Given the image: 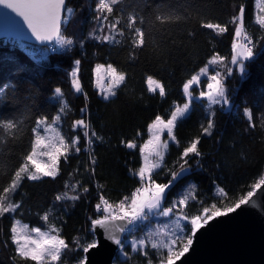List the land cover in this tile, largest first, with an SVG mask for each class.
Returning a JSON list of instances; mask_svg holds the SVG:
<instances>
[{
  "label": "trees",
  "instance_id": "obj_1",
  "mask_svg": "<svg viewBox=\"0 0 264 264\" xmlns=\"http://www.w3.org/2000/svg\"><path fill=\"white\" fill-rule=\"evenodd\" d=\"M256 5L257 0H119L108 13L100 8V0H68L60 39L72 40L71 45L52 51L51 45L0 40V206L13 207L0 213V264H37L16 251L11 232L16 221L56 229L65 241L63 264H81L83 248L95 241L91 221L105 214L96 206L104 201L108 207L130 203L143 187L141 149L149 126L157 117L168 120L174 108L185 104L183 85L215 57L213 69L230 108L216 104L209 114L205 100L196 102L177 124L176 143L151 180L169 184L165 212L191 194L186 206L176 211L187 219L205 209L212 214L234 207L254 191L264 176V26L257 22ZM240 15L256 53L245 61L243 76L231 63ZM208 23L224 30L209 29L204 26ZM110 27L116 35L106 41ZM136 27L145 33L143 45L133 43ZM109 63L125 81L106 100L95 87L94 70ZM149 77L162 83L163 96L149 91ZM57 87L60 102L54 100ZM40 119L57 120L67 153L54 178L18 179L15 173L34 149ZM81 119L84 123L77 124ZM209 123L211 135L205 132ZM70 138L75 143L69 144ZM195 140L199 155L183 156ZM128 143L136 147L129 149ZM158 216L161 221L167 218L159 209L125 235L115 264H167L168 249L142 253L134 251L130 241L142 237ZM186 225L190 223L182 225L183 233ZM186 239L177 238L172 250H180Z\"/></svg>",
  "mask_w": 264,
  "mask_h": 264
},
{
  "label": "snow or ice",
  "instance_id": "obj_2",
  "mask_svg": "<svg viewBox=\"0 0 264 264\" xmlns=\"http://www.w3.org/2000/svg\"><path fill=\"white\" fill-rule=\"evenodd\" d=\"M111 4H116L117 0H110ZM65 6V0H17V3L13 6L15 13L22 18V21L27 24L28 29L31 30L32 34L34 35L35 39L41 42L45 41H52L53 39L57 38L60 33L61 27V10ZM101 9H105L108 13L113 11L112 7L107 2H101L100 4ZM243 12V10H241ZM135 21H133L134 23ZM205 27L212 29L217 28L220 31V26L213 25L212 23H208L204 25ZM144 31L141 30L140 27H136L134 29V36L136 37L133 40V43H138L140 45L144 44ZM239 35V32L236 33ZM139 38V40H138ZM61 44L67 43L69 45L72 44V40L67 41H60ZM254 58V52L252 48H247L244 53L238 54V56L232 57L231 63L233 65H238L239 74L241 76L245 73V61H250ZM215 60H212V63L215 64ZM74 64L78 66L80 64L79 60L74 61ZM103 65L96 66V73L99 76ZM105 71V75L109 78L110 84L107 86L108 93L111 96H115L116 92L113 89H118L121 84L125 81V76L117 71L116 67H113L111 63L108 64V67ZM229 76L232 74V70L229 69L228 73ZM72 75L75 76L76 72L73 71ZM219 73L217 72L215 75L211 76V83L207 84V88L209 91L207 93L201 91L199 92V97H203L207 95L208 101L211 104H222L228 105L229 97L225 93L224 89L220 86V81L217 79ZM199 77L193 75L186 84L183 85V91L185 93L189 92L190 86H192L195 82L199 81ZM148 85L150 86L152 91H156L159 88L160 95H164V88L158 84L157 81L153 80L151 77L147 80ZM76 91L80 92V86L76 84ZM56 93L60 92V88L57 87L55 89ZM197 97V98H199ZM107 99V96L105 97ZM189 111V105L187 103L184 104L183 109H177V114L181 117L184 116L185 113ZM246 115L249 119H251L248 110L245 109ZM177 114H173L171 119L167 121L165 124L159 117L156 118L155 122L151 124L150 130H156V134L154 135L153 139H149L146 144H144V149H149V146H152L153 151L159 147L158 141L160 139L159 132L161 127L167 128L169 134L172 132V128L174 126V122L177 121ZM39 123V120H37ZM77 124H83L84 121L77 120ZM11 127V124L8 125ZM212 125L209 123L205 132L208 135H211V132H208ZM175 140V137H172ZM75 141L73 139H69V144H73ZM35 144L37 147H45L49 148V151L45 152L44 155L48 156L50 163L44 164L41 163L39 160L36 159L37 151L33 150L30 155L27 156V161L31 162V164L35 168V173L29 175V179L35 181L38 180L40 177L36 173L42 174L44 177H55L57 174V165L59 163L60 157L65 155L62 153L60 147H50L49 145L43 144L42 140L37 137L35 140ZM60 144L63 145V139L60 140ZM199 144V140H195L191 143L190 147H187L183 151V156L187 157L190 153L199 155L197 152V146ZM65 148L68 145H64ZM127 147L129 149L135 148L136 145L133 143H128ZM167 147V145H164ZM80 149L77 148L76 151L78 152ZM159 155V153H156ZM66 160V157H65ZM27 164L24 167H21L18 172L15 173L16 177L19 179L21 173L26 172ZM190 171V170H185ZM139 175L141 179H143L145 175V169L141 168ZM17 187L16 181L12 182V188L15 189ZM169 188V184L167 183H156L153 186H149L147 188L140 189L138 188L136 192L132 195L131 199V206L126 207L124 203H121L118 206V213L113 214L112 212H108L107 215H104L103 218H96L91 221L93 226H99V228L105 231H112L118 230L123 231V225L118 226L117 221H126L128 225H132L134 222L139 221L147 217V213L145 209L151 212L153 209H160V211L164 212V215L167 216L168 212L173 211L171 207H168L167 212L164 211V208L161 207V200L165 199L166 189ZM4 191H8V189H4ZM248 197H252L253 193L248 192ZM247 199H241L238 203L235 204L234 207H229L224 211H220L217 209L215 212L212 213V217L214 216H221L227 213L234 212L236 209L240 208L241 205L247 204ZM107 204V201H105ZM97 210L104 212L107 209H100V205H97ZM111 207V205H109ZM13 210L12 205L8 206H0V213L5 211ZM207 212V209L204 210ZM212 217H205L203 220L200 216H196L195 218L191 219L190 225H186V232L181 233L180 237L183 239L185 236L187 237L186 243L183 244L182 248L178 251H173L171 247L168 249L167 255V264H176V261L183 257L185 253L189 251L190 246L193 244V238L198 229H200L209 219ZM35 232L41 237L40 239H33L29 236H25L19 234L17 232V228L12 227L11 232L14 234L12 236V242L16 245V251L21 258L29 259L31 261L37 262V264H45V258L50 256L53 261L58 260L60 258L59 248L61 246H65V241L63 239H57L55 236H48L46 233L40 231V227H35ZM92 235L95 236L96 233L93 230ZM106 239L108 237H105ZM115 241L117 246L121 245L122 241L117 239L116 237H111ZM96 247L95 241L89 244L87 247L83 248V252H88L89 248ZM130 247V246H129ZM155 248V245L152 246Z\"/></svg>",
  "mask_w": 264,
  "mask_h": 264
},
{
  "label": "rangeland",
  "instance_id": "obj_3",
  "mask_svg": "<svg viewBox=\"0 0 264 264\" xmlns=\"http://www.w3.org/2000/svg\"><path fill=\"white\" fill-rule=\"evenodd\" d=\"M118 1L119 0H117V2ZM101 2H102V0H100V4H101ZM103 2L109 3L111 7L114 5V4H111L110 0H103ZM256 8H257V22L260 25L264 26V2H263V0H257ZM102 10L105 11V9H102ZM237 21H239V23L237 25L236 33L239 32V35L238 36L236 35L235 41L233 43V54H234V56H238V54L244 53L249 45L251 46L252 50L254 49V45H253L252 41L247 39V37L244 33L243 24H242V15H240L238 17ZM102 27H103V24H102ZM110 29H111V33L106 37V41L114 40V37L116 35V31H115L114 27H110ZM61 40L64 41V39H59L56 42V44L62 49L64 47V44H61V42H60ZM54 45L55 44H53V46ZM253 52H254V56H255L256 53L254 50H253ZM213 59L216 61L217 57H215ZM213 59H211V61L205 66V68H203L198 74H196V76H198L200 78L199 81L195 82L192 86H190L189 92L185 93V96H186V102L185 103H187L189 105V111L187 113H185L183 117H181L179 114H177V109H183L184 105L178 106V107L173 109L168 120L171 119V116L173 114H177V121L174 122V126L172 128L171 134H169L167 128L161 127L160 132H159L160 139L158 141L159 147L156 148L155 151H153L152 146H149V149H147V150H145L143 147L144 144H146L149 139H153L154 135L156 134V130H150L151 125L149 126V129H148L149 138L143 144L142 149H141V157H142V167L141 168L145 169V175H144L143 179H141L143 181V187L140 189L147 188L149 186L154 187V185L156 184V182H152L151 177H152L153 173L156 172L158 169H160L162 167V165L164 164L165 157H166V154H167L170 146L176 143V137H175L176 126L181 120H183L184 118H186L188 116V114L192 111L194 104L196 102H201V101L205 100L207 102V106H206L207 113L212 114L213 107L216 104H211L208 101L207 95H205L203 97H199V92L203 91V92L207 93L209 91V89L207 88V84L212 82L211 76L216 74V72L213 69V63H212ZM107 67H108V65H103V68L101 69L99 76L96 73V67H95L94 80H95V87L99 90V92L101 93L103 98H105L107 96L106 100H109V99L113 98L114 96H111L107 90V86L110 84V80L105 75V71H104L107 69ZM237 67H238V65H237ZM151 78L153 80L157 81L158 84H160L163 87V85L160 81H158L157 79H155L153 77H151ZM217 79L220 81V86L224 89V91L226 93V89H225L224 85H222L219 76H217ZM77 83H78L77 80H75V82H74L75 89H76ZM147 85H148V83H147ZM148 88H149V91L151 93H159L160 94L159 88H157L156 91H152L149 85H148ZM113 90L116 92L118 89H113ZM197 97H199V98H197ZM54 100L58 101V102L61 101V91L59 93L55 94ZM63 103L64 102L62 101V104ZM224 106L226 109H229L230 103H228V105H224ZM161 120L165 124L168 121V120H163V119H161ZM37 137H39L42 140L43 144L49 145L50 147H60L62 153H64V154L67 153V148L64 147V145H66V141L62 135V132L60 131L57 120L49 121L47 119H40L39 123H38L37 132H36V138ZM172 137H175V140H173ZM61 139H63V145L60 144ZM164 145H167V147H164ZM132 149H134V148H132ZM33 150L37 151V157H36L37 160H39L41 163H44V164L50 163L48 156L44 155L45 152L49 151V148L37 147L36 144L34 143V149ZM157 152L159 153V155L156 154ZM26 164H27V170H26V172L21 173V176H20L21 178H23L25 176L29 177L30 174L35 173V168L31 164V162L27 161ZM57 172H58V165H57ZM36 174L39 177H44L40 173H36ZM139 177H140V175H139ZM191 198H192L191 194L189 192H187L178 201H176L175 203L173 202L172 204L169 205V207H171L173 209V211L168 212L167 218H165L164 221L159 220L160 216H158L156 218V223L153 224L152 227L146 229L142 237H140L139 239L134 238V237L130 238L131 245H132V248L134 249V251L144 253V252H146V249L153 248L152 247L153 245H155L156 249H160V250L169 249V247H171V249H172V247L173 248L175 247L176 239L180 237L181 233H183L181 228H182V225L184 223H186V222L190 223L191 219L195 218L196 216H200L202 220L205 217H212V214H210L209 210H207V212H205L203 210L200 214L192 217L191 219H187L182 214H178L176 211H181L182 208H184V206H186L188 201L191 200ZM163 201H164V199L161 200V207L163 206ZM125 206L130 208L131 202L126 203ZM156 211H159V209H153L151 212H149L147 209H145V212L147 213V217L149 214H153ZM108 212H112L113 214H117L118 213V207H108L107 211H104V213H105L104 215H107ZM147 217L144 219H141L139 221L134 222L132 225V228L126 233V235H128L129 233H131L133 231H137L138 225L141 224V222H144L145 220H147ZM14 227L17 228V232L19 234L29 236L33 239H40L41 238L35 232V230H34L35 228H30L28 225L21 223L20 221H16L14 224ZM40 231L46 233L48 236H55L57 239H61L59 234H58V231L54 228H52L50 230L40 228ZM95 243H96V240H95ZM124 244H125V237H124V240H123V243L121 245L120 250L123 249ZM155 248H153V249H155ZM64 249H65V246H61L59 248L60 258L58 260L53 261L51 259V257L48 256L45 258V264H63V262L65 260ZM83 262L84 261H82L81 264Z\"/></svg>",
  "mask_w": 264,
  "mask_h": 264
},
{
  "label": "water",
  "instance_id": "obj_4",
  "mask_svg": "<svg viewBox=\"0 0 264 264\" xmlns=\"http://www.w3.org/2000/svg\"><path fill=\"white\" fill-rule=\"evenodd\" d=\"M61 10V27L57 38L41 42L35 39L27 24L14 11L17 0H0V40L12 39L36 47L55 44L61 37L67 11ZM247 197V204L234 212L214 216L197 230L189 251L176 264H264V176ZM123 231H105L93 226L96 247L84 253L82 264H115L126 233L132 228L126 221H117ZM92 230V232H93ZM105 237H108L107 239ZM111 237L122 241L117 246Z\"/></svg>",
  "mask_w": 264,
  "mask_h": 264
},
{
  "label": "built area",
  "instance_id": "obj_5",
  "mask_svg": "<svg viewBox=\"0 0 264 264\" xmlns=\"http://www.w3.org/2000/svg\"><path fill=\"white\" fill-rule=\"evenodd\" d=\"M248 48H251V46L249 45ZM51 50L52 51H56V50H61L60 47H57V46H53L51 45ZM108 208V204H105V201L100 205V209L103 210V209H107Z\"/></svg>",
  "mask_w": 264,
  "mask_h": 264
}]
</instances>
